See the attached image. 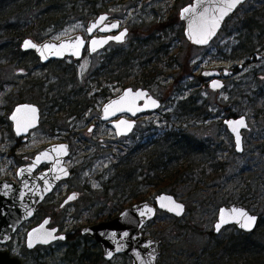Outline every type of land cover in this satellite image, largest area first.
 I'll return each instance as SVG.
<instances>
[{"label":"rangeland","instance_id":"obj_1","mask_svg":"<svg viewBox=\"0 0 264 264\" xmlns=\"http://www.w3.org/2000/svg\"><path fill=\"white\" fill-rule=\"evenodd\" d=\"M10 1L0 0V18L21 5L25 10L9 22L0 20V178L16 179L18 168L36 153L65 142L71 145L66 164L72 175L0 250L24 264H133L125 253L106 261L101 245L81 229L164 192L187 208L183 217L159 211L143 227L145 235L161 241L157 264H241L240 255L231 253V240L241 231L229 226L215 234L214 226L219 208L233 203L264 217V0L240 5L208 47L191 44L184 34L179 12L192 0H103L99 14L71 17L49 29L35 24L38 5L20 0L9 7ZM101 13L130 30L124 44L109 46L115 97L144 78L153 80L154 93L163 99L159 112L142 118L126 138L100 120L107 98L95 96L106 80L96 68L104 55L43 64L34 51L21 49L38 32V42L86 35L88 22ZM16 26L28 30L17 43ZM222 68L232 74L225 87L213 90L203 72ZM22 101L37 104L42 115L26 142L15 136L9 120ZM242 115L250 129L239 154L224 120ZM175 136L188 139L189 147H171ZM73 193L78 196L66 203ZM47 216L66 239L28 249L27 232Z\"/></svg>","mask_w":264,"mask_h":264},{"label":"water","instance_id":"obj_2","mask_svg":"<svg viewBox=\"0 0 264 264\" xmlns=\"http://www.w3.org/2000/svg\"><path fill=\"white\" fill-rule=\"evenodd\" d=\"M246 1L240 0L234 7L229 8L234 0H192L179 12V18L185 24L184 34L187 40L197 47H208L220 34L229 16ZM185 9L188 11L185 12ZM102 17L105 19L101 20ZM86 27V36L81 32L62 37L60 40L49 38L39 42L28 37L23 40L21 49L26 52L34 51L39 62L43 64L71 57L74 60H81L87 44L90 54L93 55L113 42L124 44L129 35V29L122 28L121 21L108 13H101L98 17L92 18ZM209 32L212 34L209 35ZM120 36L122 39H116ZM205 38L206 43L197 42ZM93 41L97 43L93 44ZM27 42L35 47L26 48ZM223 74L225 77L229 75L226 69ZM208 75L213 77L209 83L211 89L221 90L225 86L218 70H211ZM214 83L220 86L213 87ZM161 106V100L156 99L149 91L126 87L122 93L106 101L101 109L100 120L103 123L108 122L117 137H128L137 125L136 117L139 114L158 111ZM9 116L15 136L26 142L31 132L40 127L42 115L37 104L21 102L15 106ZM240 120L245 122L244 126L237 124ZM224 123L234 138V149L239 154L244 153V133L250 129L247 116L227 118ZM234 128L236 131L233 130ZM237 135L239 143H237ZM69 155L68 143H54L36 153L30 162L20 166L16 179L0 178V245L11 242L16 231L36 216L40 204L56 190V186L70 178V168L66 164ZM45 164L48 167L41 170ZM73 198L74 195L70 196L67 202ZM159 211L182 217L186 211V204L179 201L175 195L163 192L158 194L153 202L145 200L132 204L110 221H101L98 224L83 227L82 234L97 240L106 261H111L115 256L125 253L133 264H157L161 241L145 235L143 227L153 221ZM240 212L255 218L251 229L241 227L245 218L238 215ZM218 213L215 234L229 226H235L242 233L250 234L258 228L260 223L259 214L241 203L223 205ZM222 220L223 223H221ZM49 224L50 221L47 218L27 232L28 249L33 250L40 245L48 246L66 239L64 234L58 233V229L49 227ZM217 224L221 225L219 231L216 229ZM0 264H24V262L19 257L11 255L9 250H0Z\"/></svg>","mask_w":264,"mask_h":264},{"label":"trees","instance_id":"obj_3","mask_svg":"<svg viewBox=\"0 0 264 264\" xmlns=\"http://www.w3.org/2000/svg\"><path fill=\"white\" fill-rule=\"evenodd\" d=\"M18 1L20 0H11L9 2V7H13L16 5V3L18 4ZM102 1L103 0H29L28 6H32V3H35V5H38V7L41 8V10L33 16V19H35L36 25H40V28L49 29V27H58L59 25L66 23L71 19V17L85 19L84 16L86 14H99L104 8L101 5ZM22 8L23 5L19 6V8L9 12V14H7L5 17H1L0 20L3 22H9L11 19L18 18V16H20L25 10ZM2 25L3 23L1 22L0 28ZM13 26V24H9L7 27ZM16 27L17 32H15L12 41L17 43L16 40H20L27 36L28 30L23 31L19 30V26ZM34 37L36 40H39L41 35L38 32V34H34ZM14 47L15 48L12 47V49L19 48L18 44ZM169 141L172 142L171 147L179 145V143L183 142L182 145L184 149L189 147L190 143V141L186 138L182 139V142H179L178 136H175L171 140L169 138ZM183 156L187 157V155L184 154ZM259 222V226L255 231L251 232L250 234L240 232L238 237L231 240V243H234L235 245L231 250V253L235 252L240 255L241 264H264V217L262 215H260Z\"/></svg>","mask_w":264,"mask_h":264},{"label":"flooded vegetation","instance_id":"obj_4","mask_svg":"<svg viewBox=\"0 0 264 264\" xmlns=\"http://www.w3.org/2000/svg\"><path fill=\"white\" fill-rule=\"evenodd\" d=\"M122 26V25H121ZM123 27V26H122ZM129 34H130V30H129ZM129 36V35H128ZM88 40H90V38H87ZM113 44H116L115 42H113V43H111V44H109L108 46H106V47H104L103 48V50H101V51H98L97 53H93V55H91L90 54V51H89V49H88V44H87V46H86V48H85V51H84V54H83V57H85V56H90V57H95V56H99V55H104L103 56V61L101 62H99V63H97V64H99V66L96 68V74L97 75H99V76H102V75H104V77H105V80H106V86H105V88H103V87H101V85H100V87H101V89H100V91H102L101 93H97L96 94V96L95 97H97V98H99V97H102L103 99H105V98H107V100H109V99H111V98H114L115 97V95L113 94V90H112V85L114 84V80H113V76H112V74H113V72H114V69H112V65H111V58H110V52H109V46L110 45H113ZM82 57V58H83ZM72 58V57H71ZM77 61H82V59L81 60H77ZM52 62V61H51ZM226 68H222L221 70H218L219 72H220V78L221 79H223V81H225V79H226V77H225V75L223 74L224 73V70H225ZM211 70H217V69H211ZM210 70V71H211ZM227 70V69H226ZM228 71V74L229 75H231L232 74V71H230V70H227ZM208 70H205L204 72H203V74L204 75H207L208 77H209V83L211 82V80H212V76H209L208 75ZM228 75V76H229ZM124 78V76H123V74H122V79ZM154 85H155V83H153V80H146V79H142L141 81H140V83L139 84H137V86H127V87H132V88H134V89H137V88H141V89H144V90H147V91H149L150 92V94L152 95V96H154L156 99H160L161 100V103L163 104V99H161L160 97H158L155 93H154ZM224 85H225V82H224ZM225 87V86H224ZM126 89V87L123 89V91ZM122 91V92H123ZM73 92L74 93H76V90L75 89H73ZM122 92H120V93H122ZM119 93V94H120ZM110 96V98H108ZM141 104H143V102H141ZM104 106V105H103ZM102 106V107H103ZM159 110H160V108H159ZM159 110L158 111H149V112H146V113H142V114H139L137 117H136V121H137V125H136V127H135V129L132 131V133L129 135V136H133L135 133H136V131H137V129H138V125H139V123H140V120L142 119V118H146V117H152V115H154V114H156L157 112H159ZM236 117V116H235ZM227 119V118H226ZM108 123V122H107ZM109 124V123H108ZM110 125V124H109ZM117 135V134H116ZM126 138V137H125ZM70 150H71V145H70ZM48 166V165H47ZM47 168V167H46ZM70 176L72 175V171L70 170ZM72 195H74V198H73V200H75V198L78 196V194L77 193H73V194H71V196ZM68 198L70 197L69 195L67 196ZM67 199V198H66ZM66 203H68L67 201H66ZM65 203V204H66ZM64 204V205H65ZM186 208H187V206H186ZM38 211V210H37ZM186 212V211H185ZM185 215V214H184ZM183 217V216H182ZM47 218H49V221H50V224H49V227H51L50 225H51V223H52V221H51V216H47L44 220H46ZM44 220H42V222L44 221ZM41 222V223H42ZM40 224V223H39ZM38 225V224H37ZM36 225V226H37ZM33 228V227H32ZM51 228H53V227H51ZM214 228H215V226H214ZM224 230V229H223ZM220 233V232H219Z\"/></svg>","mask_w":264,"mask_h":264},{"label":"snow or ice","instance_id":"obj_5","mask_svg":"<svg viewBox=\"0 0 264 264\" xmlns=\"http://www.w3.org/2000/svg\"><path fill=\"white\" fill-rule=\"evenodd\" d=\"M239 2H240V0H234V2H233L232 4L229 5V8L234 7L235 4H236V3H239ZM184 11L187 12L188 9H185ZM103 19H105V18L102 17L101 20H103ZM112 27H116V25H112ZM213 31H214V30H213ZM211 34H212V32H209V35H211ZM116 39H118V40H119V39H122V36H120V37H116ZM197 42H198V43H206V42H207V39L205 38V39L199 40V41H197ZM80 43H82V42H80ZM92 43L95 44V43H97V42H96V41H93ZM25 47H26V48H27V47H35V45H32L30 42H27V43L25 44ZM212 86H213V87H219L220 85L214 83ZM137 95H139V93H138ZM244 123H245V122H244L243 120H240V121L237 122V124H239L240 126H244ZM233 130L236 131L235 128H234ZM237 143H239V136H238V135H237ZM57 151H59V149H58ZM177 207H179V206H177ZM141 214H143V213H141ZM238 215H239V216H242V217L245 218V219H244V222L241 223V227L246 228V229H251L252 225L255 223V218H254V217L247 216V214L244 213V212H240V213H238ZM237 222L239 223L240 221H237ZM221 223H223V220L221 221ZM220 227H221L220 224H217V225H216V229H217V231L220 230ZM60 239H63V237H60ZM30 246H31V245H30Z\"/></svg>","mask_w":264,"mask_h":264}]
</instances>
